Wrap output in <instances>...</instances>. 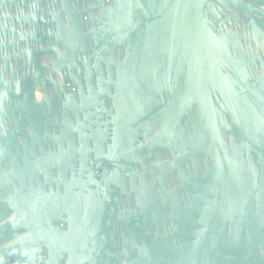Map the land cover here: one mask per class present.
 I'll list each match as a JSON object with an SVG mask.
<instances>
[{"label":"water","instance_id":"water-1","mask_svg":"<svg viewBox=\"0 0 264 264\" xmlns=\"http://www.w3.org/2000/svg\"><path fill=\"white\" fill-rule=\"evenodd\" d=\"M0 264H264V0H0Z\"/></svg>","mask_w":264,"mask_h":264}]
</instances>
